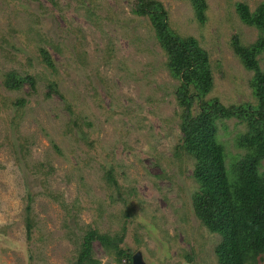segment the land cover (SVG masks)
Segmentation results:
<instances>
[{
    "label": "rangeland",
    "instance_id": "374dc122",
    "mask_svg": "<svg viewBox=\"0 0 264 264\" xmlns=\"http://www.w3.org/2000/svg\"><path fill=\"white\" fill-rule=\"evenodd\" d=\"M160 1L170 27L195 37L208 53L213 87L206 98L225 106L255 103L253 72L234 54L231 39L238 35L244 45L256 39L235 3L253 10L262 0H206L204 24L189 0ZM153 34L147 18L131 13V0H0V264H72L88 226L110 234L125 226L143 264H216L218 237L192 209L193 160L176 147L178 80ZM40 46L54 70L43 64ZM259 65L264 68V54ZM10 70L33 75L36 93L4 88ZM51 81L58 93L46 96ZM17 97L26 104H13ZM217 126L219 140L239 153L234 137L244 124L233 118ZM101 164L112 166L124 185L122 199L108 198ZM94 255L100 264H119L98 242Z\"/></svg>",
    "mask_w": 264,
    "mask_h": 264
},
{
    "label": "trees",
    "instance_id": "16d2710c",
    "mask_svg": "<svg viewBox=\"0 0 264 264\" xmlns=\"http://www.w3.org/2000/svg\"><path fill=\"white\" fill-rule=\"evenodd\" d=\"M189 1L195 19L204 24L208 8L206 0ZM235 11L243 24L257 30L256 39L248 45L241 43L238 35L231 39L234 54L247 70L253 72L250 86L255 103L225 106L216 99L206 98L213 87V76L208 53L199 41L170 27L167 11L160 0H131V13L138 18H147L154 38L166 56L165 68L173 79L178 80L174 97L180 110L178 128L181 135L176 147L193 160L192 177L197 189L192 193V209L200 224L218 237L213 247L216 264H260L264 262V68H260L259 57L264 54V0L253 10L244 2H236ZM39 54L43 64L54 70L55 62L50 52L40 46ZM2 85L10 91L27 86V97L37 90L33 75L14 70L3 74ZM52 93L58 92L55 82L51 81L47 84L46 96ZM26 101L25 97H17L13 104L20 107ZM66 106L70 109L69 103ZM233 118L245 126V130L234 137V146L239 151L236 154H231L219 140L217 126V122ZM74 124L77 128L75 120ZM91 142L93 140L87 144L93 148ZM53 145L59 152L57 145ZM93 154L89 159H94ZM100 166L108 198L122 199L124 185L119 183L113 167ZM25 197L30 200L29 193ZM25 210L29 237L34 226L29 203ZM127 233L125 226L117 234L85 227L72 264H100L94 255V242L119 264H131L134 250L128 243ZM134 235L139 240L136 242L141 243L142 237L137 233ZM185 258L188 263L192 261L191 256Z\"/></svg>",
    "mask_w": 264,
    "mask_h": 264
},
{
    "label": "water",
    "instance_id": "95a60500",
    "mask_svg": "<svg viewBox=\"0 0 264 264\" xmlns=\"http://www.w3.org/2000/svg\"><path fill=\"white\" fill-rule=\"evenodd\" d=\"M132 264H143L140 258V253L137 252L132 256Z\"/></svg>",
    "mask_w": 264,
    "mask_h": 264
}]
</instances>
